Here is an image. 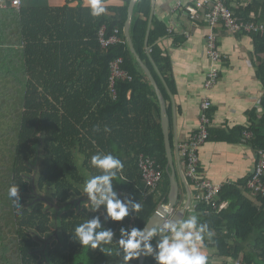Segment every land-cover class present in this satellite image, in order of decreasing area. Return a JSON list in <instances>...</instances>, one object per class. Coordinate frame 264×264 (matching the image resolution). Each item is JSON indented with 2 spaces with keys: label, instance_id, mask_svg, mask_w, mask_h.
<instances>
[{
  "label": "trees",
  "instance_id": "1",
  "mask_svg": "<svg viewBox=\"0 0 264 264\" xmlns=\"http://www.w3.org/2000/svg\"><path fill=\"white\" fill-rule=\"evenodd\" d=\"M78 1L76 6L71 1L63 6L22 3L8 9L6 20L0 10V43L10 34L7 47L5 41L0 48V113L7 104L16 111L8 118L14 125L11 157L4 155L5 161L11 158L10 167L0 178V264H139L140 231L161 203H169L159 97L124 30L131 0L102 12ZM151 12L152 0H137L130 32L165 92L156 67L165 76L171 72L170 59L158 45L168 28L152 20ZM234 15L264 21V0H251ZM251 35L264 87V34ZM112 36L119 41L103 46L101 38ZM118 59L128 77L114 79V93L112 64ZM261 105L262 115L255 110L249 127L233 129L236 137L216 131L214 140H241L249 131L252 147L264 149V93ZM141 155L153 157L164 173L148 194ZM247 182L222 186L218 203L227 200L228 205L220 211L199 202L195 225L204 245L220 256L264 264V199L255 196L258 203L253 202ZM84 185L93 195L107 194L117 215L100 222L82 202ZM52 212L59 226L55 231ZM122 222L132 226L125 240L115 235ZM58 234L59 243L49 244ZM167 235L164 228L156 229L149 244L166 264H176L177 257L165 248ZM144 264L159 263L147 254Z\"/></svg>",
  "mask_w": 264,
  "mask_h": 264
},
{
  "label": "crops",
  "instance_id": "2",
  "mask_svg": "<svg viewBox=\"0 0 264 264\" xmlns=\"http://www.w3.org/2000/svg\"><path fill=\"white\" fill-rule=\"evenodd\" d=\"M68 1H71L72 6H76L79 2L78 0H41V3L63 6ZM195 1L152 0L151 19L164 22L168 28L167 34L160 38L158 45L170 59L171 72L165 76L158 67L156 70L165 87L164 92L159 86V92L165 101L170 141L180 187L175 213L181 209L185 210L184 215L176 219L172 231L167 232L165 248L168 254L177 257L176 264H234L240 259L222 257L215 248L206 247L196 229L195 209L199 202L186 174L182 145L197 133L203 114L202 102L204 98L209 97L212 102V108L208 110L212 118L211 135L198 148L200 170L205 177L222 186L237 183L241 179L249 180L255 169L256 150L245 136L246 131L241 140L235 138L227 142L214 140V132L219 131L223 135L236 137L237 134L232 133L234 128L249 127L252 113L255 110L258 115L263 113L261 99L264 87L257 75L252 35L243 32L230 33L222 28L212 29L205 18V10L201 11L198 18H193L186 6ZM250 2L251 0H230L229 6L225 1L234 12ZM122 4L120 0L106 2L84 0L85 6L93 7L98 12H102L107 5ZM10 8H0L5 13V20L6 12ZM2 25L5 26V23ZM212 31L217 35L218 49L225 57L219 63H214L208 54L207 37ZM9 36V33L6 34V38L1 42L3 44L6 41L4 48L7 47ZM1 43L0 48L3 47ZM215 65L219 68L220 79L211 90H206L205 80L209 70ZM157 94L159 96L158 92ZM98 196L93 195L94 198ZM248 196L253 202L258 203L255 195L248 193ZM223 202L228 205L227 200ZM90 204L94 209L91 211L96 213L102 207L107 208L106 205L97 207L92 201ZM124 225L129 224L122 222L119 227ZM128 233L129 231H126L125 236ZM124 234L120 240H125Z\"/></svg>",
  "mask_w": 264,
  "mask_h": 264
},
{
  "label": "built area",
  "instance_id": "3",
  "mask_svg": "<svg viewBox=\"0 0 264 264\" xmlns=\"http://www.w3.org/2000/svg\"><path fill=\"white\" fill-rule=\"evenodd\" d=\"M22 0H0V8L16 7L20 8ZM187 10L193 18H198L202 10H205V18L212 29L222 28L230 33L243 32L247 34H264V22H256L254 20L237 19L234 11L225 3L224 0H196L193 4L186 6ZM117 36H112L109 39L101 38L103 46H108L110 43L118 42ZM208 54L214 63L221 62L225 57L218 49L217 35L214 31L210 32L207 37ZM151 51V49H149ZM122 59L116 60L112 64V91L114 90V79L116 77H128V74L120 68ZM220 79L219 68L215 65L208 72L205 80V89L211 90ZM203 114L197 133L186 143L182 145V157L186 166V174L195 190V197L198 202L212 205L214 209L220 211L227 205L226 202L218 203L222 185L213 182L205 177L200 170V155L198 152L199 146L206 142L209 137V121L211 117L208 110L212 108V102L209 97L204 98L202 102ZM252 132L246 131L245 136L250 139ZM255 169L252 176L247 182V187L255 196H261L264 199V149L256 150ZM139 168L142 172L143 181L145 184L144 192L155 190L162 182L164 173L162 168L156 161L148 155H141L139 158ZM170 219L165 223L166 232H171L172 227L169 223ZM234 264H247L241 260L235 261Z\"/></svg>",
  "mask_w": 264,
  "mask_h": 264
},
{
  "label": "water",
  "instance_id": "4",
  "mask_svg": "<svg viewBox=\"0 0 264 264\" xmlns=\"http://www.w3.org/2000/svg\"><path fill=\"white\" fill-rule=\"evenodd\" d=\"M137 0H131L129 9H128V20L125 24V34L128 39L130 48L132 53L135 55L139 63L141 64L142 68L145 70L147 75L149 76L153 86L159 93V100L162 108V127L164 131V137H165V146L167 150V157H168V169L170 173V191L168 194L169 197V203L165 205H159L157 210L154 212V214L150 217L148 222L146 223L145 227L140 231V242H141V248H140V255H139V264H144L146 255L150 254L153 257H155L159 264H166L164 258L160 256L157 252L153 250V248L149 244V239L154 233L156 229L164 227L165 223L167 222L170 217H172V221L169 223L170 227H173L176 225V219H180L183 215L185 210L181 209L177 213H175V205L179 200L180 196V187H179V181L177 179V172L176 167L174 163V155H173V149L170 141V134H169V121L168 116L166 115L165 110V101L162 95L159 92V85L157 80L155 79L151 69L148 67V65L142 60L140 55L137 53L135 46L132 41L130 27H131V21L132 17L134 15V9L136 5ZM148 44V36L146 40Z\"/></svg>",
  "mask_w": 264,
  "mask_h": 264
},
{
  "label": "rangeland",
  "instance_id": "5",
  "mask_svg": "<svg viewBox=\"0 0 264 264\" xmlns=\"http://www.w3.org/2000/svg\"><path fill=\"white\" fill-rule=\"evenodd\" d=\"M24 1V4L25 5H31V4H34V5H39V4H42L41 3V0H23ZM255 21V20H254ZM257 22V21H256ZM1 91V90H0ZM12 105V104H11ZM10 104H7L4 109H5V112L4 114L3 113H0V136L4 137L3 135H6L7 134V138H3V141H1L2 143H0V178L1 176L7 172V166L10 167V161H11V158H9L10 160H6L5 161V158H8V157H11V153H10V147L9 145H11L12 143V139L9 138V134H11L10 130L13 129L14 125L13 123L11 124V121H9V119H12V116L11 114L12 113H15V109L13 110V107L11 106ZM9 118V119H8ZM209 128V137L210 138V135H211V132H210V129H211V126H212V118H211V121H209V124H208ZM8 146V148H6ZM7 149V150H6ZM8 150H9V153H8ZM7 155V157L4 158V155ZM2 166H6L5 168H2ZM82 192H83V196L81 197L82 198V202H84V205L87 206L90 210H94L90 204V202L92 201L94 204L97 205V207L99 206H104L106 205L107 208L105 209V207H102V209H100L98 213V216H99V221L102 222V223H105L107 221L108 218L110 217H113V216H116L117 213H116V209L114 207H111L110 208V205H112L110 202L111 199L107 196V194H104V193H101L97 198H94L93 197V194L91 193V189L89 186L86 187V185H84L82 187ZM42 195L43 197H47V193L46 191H42ZM49 202L48 201H45L44 200V204H48ZM113 203V202H112ZM99 204V205H98ZM55 205L54 208H58L59 206L57 204H54ZM113 206V205H112ZM52 218L54 220V224L52 225V230H56L57 228H59V226L56 225V216H55V212H52ZM129 226V225H128ZM128 226H121L117 232H116V237L120 238L122 237V235L124 233H126V231H130V227ZM127 237V235L125 236ZM53 240L57 241L59 243L60 239H59V234L58 235H55L51 240H49V244H52L53 243ZM100 264H112L111 261H108V260H104L102 261Z\"/></svg>",
  "mask_w": 264,
  "mask_h": 264
},
{
  "label": "bare ground",
  "instance_id": "6",
  "mask_svg": "<svg viewBox=\"0 0 264 264\" xmlns=\"http://www.w3.org/2000/svg\"><path fill=\"white\" fill-rule=\"evenodd\" d=\"M114 85H115V84H114ZM161 205H165V206H166L167 204L161 203Z\"/></svg>",
  "mask_w": 264,
  "mask_h": 264
}]
</instances>
